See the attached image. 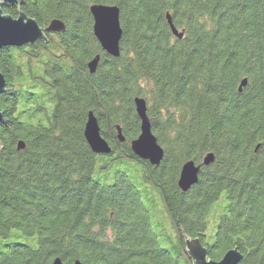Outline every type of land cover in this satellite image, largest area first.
I'll return each mask as SVG.
<instances>
[{
	"label": "trees",
	"instance_id": "1",
	"mask_svg": "<svg viewBox=\"0 0 264 264\" xmlns=\"http://www.w3.org/2000/svg\"><path fill=\"white\" fill-rule=\"evenodd\" d=\"M92 4L119 7L118 56L95 37ZM17 6L42 27L59 18L66 28L0 50L7 82L0 93V264L56 257L66 264H193L183 234L198 237L213 259L236 246L238 264H264V0ZM4 11L16 16L18 8ZM137 96L164 150L157 166L131 149L140 133ZM89 111L109 153L94 152L85 139ZM209 152L214 160L202 165ZM189 159L201 169L182 191L177 180ZM123 161L137 183L126 172L110 173ZM153 216L156 226L169 224V244L160 242Z\"/></svg>",
	"mask_w": 264,
	"mask_h": 264
},
{
	"label": "water",
	"instance_id": "2",
	"mask_svg": "<svg viewBox=\"0 0 264 264\" xmlns=\"http://www.w3.org/2000/svg\"><path fill=\"white\" fill-rule=\"evenodd\" d=\"M23 0H0V50L5 46H19L35 40L47 41L46 32H62L65 30V23L59 18H53L46 27L38 24L36 19L20 9L16 16L4 11L9 5H20ZM89 10L93 17V33L99 41L101 48L112 56H118L120 53L119 43L122 36L120 26V10L117 5L92 4ZM167 22L174 36L182 38L184 30L179 31L173 24L169 13L166 14ZM99 61V55H96L88 62L89 72L96 70ZM246 78L242 79L239 85V91L246 84ZM7 87L6 79L0 71V93ZM136 112L140 118V133L131 140L130 145L133 152L140 158L148 160L153 165H159L163 159L164 150L158 143L156 136L152 132L150 119L147 115V105L143 97L134 98ZM3 112L0 110V120ZM117 128V137L124 141V136L119 126ZM84 136L91 149L96 153H109L111 147L107 140L102 136L97 117L93 111H89L84 126ZM25 144L22 140L17 142V148L23 149ZM0 149L2 144L0 141ZM214 160L212 152L207 153L202 160V165H208ZM201 165L194 160L189 159L182 164L179 172L177 185L182 191H187L198 181ZM185 242V251L193 264H238L242 259L241 251L235 246L225 251L220 259L209 257L208 250L198 237L183 234ZM50 264H66L60 257H56ZM70 264H82L79 259H75Z\"/></svg>",
	"mask_w": 264,
	"mask_h": 264
},
{
	"label": "rangeland",
	"instance_id": "3",
	"mask_svg": "<svg viewBox=\"0 0 264 264\" xmlns=\"http://www.w3.org/2000/svg\"><path fill=\"white\" fill-rule=\"evenodd\" d=\"M115 172H126L128 173L129 175H131L134 179V181L137 183V178H136V173L135 171H133L132 167L130 166V164L126 161H123V162H118L116 163L115 165H113V167L111 168L110 170V173L111 174H114ZM141 189V188H140ZM142 190V189H141ZM143 196H144V199H145V202L149 205V200L147 198V194L143 191ZM150 206V205H149ZM156 218L155 216H153V224H154V228H155V231L156 233L159 235V240L162 244L164 245H167L169 244V241L168 239H166L165 237V233H167L168 231L166 229H168L169 227V224L166 222L165 224H160L158 226H156Z\"/></svg>",
	"mask_w": 264,
	"mask_h": 264
},
{
	"label": "flooded vegetation",
	"instance_id": "4",
	"mask_svg": "<svg viewBox=\"0 0 264 264\" xmlns=\"http://www.w3.org/2000/svg\"><path fill=\"white\" fill-rule=\"evenodd\" d=\"M9 6H13V7H15V6H16V7L18 8V6H17V5H9ZM6 7H8V6H6Z\"/></svg>",
	"mask_w": 264,
	"mask_h": 264
}]
</instances>
